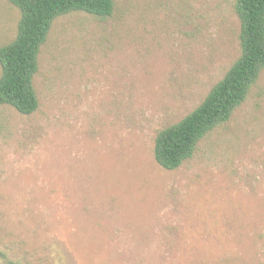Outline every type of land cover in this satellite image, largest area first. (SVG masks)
I'll list each match as a JSON object with an SVG mask.
<instances>
[{
  "label": "rangeland",
  "instance_id": "374dc122",
  "mask_svg": "<svg viewBox=\"0 0 264 264\" xmlns=\"http://www.w3.org/2000/svg\"><path fill=\"white\" fill-rule=\"evenodd\" d=\"M235 1L52 22L37 109L0 105V264H264V69L179 167L153 151L239 57ZM19 17L0 0V46Z\"/></svg>",
  "mask_w": 264,
  "mask_h": 264
},
{
  "label": "trees",
  "instance_id": "16d2710c",
  "mask_svg": "<svg viewBox=\"0 0 264 264\" xmlns=\"http://www.w3.org/2000/svg\"><path fill=\"white\" fill-rule=\"evenodd\" d=\"M20 17L16 35L0 46V105H9L28 115L38 107L32 79L38 70V55L52 22L59 16L82 11L106 19L113 0H8ZM240 22V55L223 77L192 111L156 134L154 159L174 170L190 158L197 143L216 126L227 122L245 101L264 69V0H236Z\"/></svg>",
  "mask_w": 264,
  "mask_h": 264
}]
</instances>
